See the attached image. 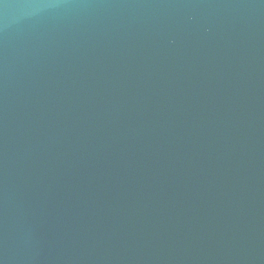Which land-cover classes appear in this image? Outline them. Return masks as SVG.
<instances>
[{"label":"water","instance_id":"95a60500","mask_svg":"<svg viewBox=\"0 0 264 264\" xmlns=\"http://www.w3.org/2000/svg\"><path fill=\"white\" fill-rule=\"evenodd\" d=\"M0 264H264V0H0Z\"/></svg>","mask_w":264,"mask_h":264}]
</instances>
